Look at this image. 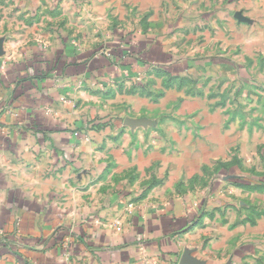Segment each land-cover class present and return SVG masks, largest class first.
Instances as JSON below:
<instances>
[{
  "label": "crops",
  "instance_id": "obj_1",
  "mask_svg": "<svg viewBox=\"0 0 264 264\" xmlns=\"http://www.w3.org/2000/svg\"><path fill=\"white\" fill-rule=\"evenodd\" d=\"M79 2L0 0V264H180L184 253L207 264L201 248L227 242L239 226L212 228L204 214L179 233L189 220L182 200L194 198L188 185L206 169L240 167L256 130L229 111L228 96L216 106L210 91L188 88L178 78L185 68H166L170 83L132 91L137 70L184 58L165 43L180 29L143 34L147 9L164 25L176 15L163 11L164 0H92L91 12ZM219 2H190L184 21L196 29L188 38L220 41L235 60L222 51L193 64L221 65L223 91L234 72L236 99L248 89L261 96L264 0L243 1L232 17ZM21 7L48 30L21 35ZM92 119L103 123L86 128Z\"/></svg>",
  "mask_w": 264,
  "mask_h": 264
},
{
  "label": "rangeland",
  "instance_id": "obj_2",
  "mask_svg": "<svg viewBox=\"0 0 264 264\" xmlns=\"http://www.w3.org/2000/svg\"><path fill=\"white\" fill-rule=\"evenodd\" d=\"M79 2L80 6L87 4L85 12H91L92 0H73ZM165 11L167 14L174 11L176 15L166 16L169 23L163 24L158 21H149V17L153 13L149 8L142 13V18L145 20L146 27H143V34H147L149 31H153L157 26H164L173 31L181 30L177 39H166L165 43L168 45V52L177 51L180 53L183 59L180 63L176 64L175 60H172V56H168L169 62L167 65L162 66V69L153 71V69L145 71L137 70L129 76L128 80L131 81L132 91H139L140 87L146 83L150 87H154L157 82H161L162 85L170 83L173 75L169 73L167 69H173L185 71L179 75V79L186 83V86L193 90L204 89L210 91L214 100H216V106H219L225 96L230 98L229 111L236 114L237 112L243 113L244 117H247L246 123L256 131V144L255 146L248 147L243 153V157L239 158L240 167L223 170L219 168H208L203 171L204 177L198 179L189 184L191 187L192 195L194 198L191 200L182 201L189 203L190 206L185 207L186 217H189L187 223L180 228L178 232L182 233L197 227L201 224L204 214L207 216L206 225H210L212 228H217L221 225L222 229L228 231L235 230L238 225L239 228L233 236L228 233L227 242L219 241V237L214 238L201 250L203 254L208 257L207 264H264V94L258 96V92L252 93L248 89L245 92L246 98H235L236 80L231 77V74L226 75L228 80V91L226 88L221 90V65L207 66L198 63V66L193 64L194 57L199 59L215 58L218 59L220 53H222V47L220 41L204 43L205 39L203 35L197 36L195 39L188 38L189 34L193 33L196 28L192 25L185 24L184 19L187 18V7L192 0H164ZM167 1H177L179 6L172 8L168 6ZM219 1V0H217ZM245 0H221L220 10L228 13L231 17L236 13L237 7ZM217 3V2H216ZM82 9L79 8V12ZM132 13L133 17L137 18L135 9ZM161 11V10H160ZM51 13L53 11H50ZM19 33L25 34V29L30 28L34 33L44 32L48 30L47 26L42 24L41 17L32 16V13H27L23 7L20 9ZM41 11L37 15H43ZM165 18V17H164ZM174 19V22H171ZM177 21V22H175ZM179 21V22H178ZM181 23V28H177V24ZM5 28H10L9 24L4 22ZM203 26V25H202ZM135 28V27H134ZM133 28V29H134ZM135 30V29H134ZM166 30V29H165ZM164 30V31H165ZM132 31V30H131ZM157 40L160 41V38ZM77 46L79 42H76ZM198 46V47H195ZM103 45L98 46L96 51H100ZM195 47V48H194ZM178 50H176V49ZM223 51V55L231 61V57L235 56V50ZM233 52V55L231 53ZM216 55V56H214ZM104 56V55H103ZM170 57V58H169ZM235 60V57L233 58ZM224 66V65H222ZM229 66H225L228 69ZM167 68V69H166ZM223 72V71H222ZM239 97V96H238ZM253 115L255 118H253ZM235 116V115H234ZM95 120V119H93ZM86 128H89L86 125ZM95 128V127H94ZM247 147V146H246ZM238 148V147H237ZM235 150V149H234ZM233 150V151H234ZM179 187V185H178ZM188 187V188H189ZM184 186L180 187L181 191H187ZM185 198V197H183ZM169 200V199H167ZM183 215V216H184ZM205 239L209 240L206 236ZM194 240V239H192ZM202 253V252H201Z\"/></svg>",
  "mask_w": 264,
  "mask_h": 264
},
{
  "label": "water",
  "instance_id": "obj_3",
  "mask_svg": "<svg viewBox=\"0 0 264 264\" xmlns=\"http://www.w3.org/2000/svg\"><path fill=\"white\" fill-rule=\"evenodd\" d=\"M236 16L241 17L239 14H236ZM142 122L143 121H141L139 119H126V123H128L130 125H136V124H140ZM180 264H203V263L201 261L194 259L188 253H184L182 255L181 260H180Z\"/></svg>",
  "mask_w": 264,
  "mask_h": 264
},
{
  "label": "built area",
  "instance_id": "obj_4",
  "mask_svg": "<svg viewBox=\"0 0 264 264\" xmlns=\"http://www.w3.org/2000/svg\"><path fill=\"white\" fill-rule=\"evenodd\" d=\"M100 55H104V56H106V55H108L109 54V51H108V49H107V47H105V46H103L102 47V49L100 50V51H97ZM127 54H130V51L129 50H127ZM81 132L79 131V130H75L74 132H73V135L74 136H81V134H80ZM84 138L85 139H89L86 135H84ZM116 226H120V222L117 220L116 221Z\"/></svg>",
  "mask_w": 264,
  "mask_h": 264
},
{
  "label": "trees",
  "instance_id": "obj_5",
  "mask_svg": "<svg viewBox=\"0 0 264 264\" xmlns=\"http://www.w3.org/2000/svg\"><path fill=\"white\" fill-rule=\"evenodd\" d=\"M86 123H87V126L88 127H95V128H97V127H99L103 122H101V121H96V120H87L86 121Z\"/></svg>",
  "mask_w": 264,
  "mask_h": 264
}]
</instances>
